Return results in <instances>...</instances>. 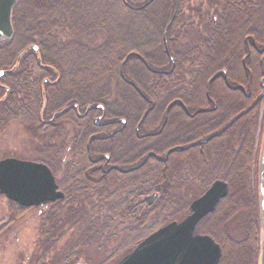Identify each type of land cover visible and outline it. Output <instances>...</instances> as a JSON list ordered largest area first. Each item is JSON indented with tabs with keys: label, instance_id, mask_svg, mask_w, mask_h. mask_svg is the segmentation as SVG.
Wrapping results in <instances>:
<instances>
[{
	"label": "trees",
	"instance_id": "16d2710c",
	"mask_svg": "<svg viewBox=\"0 0 264 264\" xmlns=\"http://www.w3.org/2000/svg\"><path fill=\"white\" fill-rule=\"evenodd\" d=\"M183 1H17L13 34L0 45V68L10 70L0 78V130L18 122L42 139L45 155L33 161L51 170L64 194L38 207L28 264H75L85 249L102 254L86 256L87 264H113L153 231L183 219L216 179L227 183V195L195 231L220 246L218 264H256L258 108L244 110L257 96L259 71L251 70L250 98L227 84L245 85L240 78L253 67V47H264V0H193L189 14ZM98 33L101 43L84 41ZM246 36L253 40L248 54ZM77 99L80 107L103 104V120L124 117L121 134H92L111 129L94 125L100 111L88 112V134H61L67 121L74 128L81 121L68 110L48 120ZM183 107L213 109L189 116ZM164 116L159 134H134L157 131ZM64 149L69 158H62ZM104 152L117 166L105 173L92 161ZM9 204V221L30 209Z\"/></svg>",
	"mask_w": 264,
	"mask_h": 264
},
{
	"label": "water",
	"instance_id": "95a60500",
	"mask_svg": "<svg viewBox=\"0 0 264 264\" xmlns=\"http://www.w3.org/2000/svg\"><path fill=\"white\" fill-rule=\"evenodd\" d=\"M15 2L0 0V40L12 35L10 14ZM175 11L176 6L171 18ZM31 47L37 50L35 45ZM5 72L0 70V77ZM256 174L260 231L257 264H264V127ZM227 191L224 181H213L201 196L192 200L189 213L182 220L168 222L153 231L114 264H218L220 246L211 236L196 233L195 227L203 217L214 211ZM0 195L24 208L41 206L64 197L57 188L52 172L44 163L12 157L0 159ZM153 199L154 196L150 195L147 202L151 203Z\"/></svg>",
	"mask_w": 264,
	"mask_h": 264
},
{
	"label": "rangeland",
	"instance_id": "374dc122",
	"mask_svg": "<svg viewBox=\"0 0 264 264\" xmlns=\"http://www.w3.org/2000/svg\"><path fill=\"white\" fill-rule=\"evenodd\" d=\"M195 4L196 2L193 0H184L183 6L185 5V7L184 9L183 8L182 9L184 10L186 14H189L187 10L185 9H187V7L190 5L193 7ZM158 10L163 12L162 8ZM239 26H240V23L238 27ZM238 34L239 33H236L235 37L236 38L238 37L240 39L241 36L239 37ZM103 39H104L103 35L101 33H98L96 34V37H92V38L87 37L84 39V41L89 46L93 47L101 43ZM241 40H243V42L245 43L243 38ZM249 41H248V46H249ZM258 58L259 56H257L255 53L251 56L249 60V62L251 61V66L253 62H254V65H256ZM124 61L125 60H123L122 63ZM243 64L245 65V67H247V60ZM150 69L152 71H155L152 68ZM247 69H248V72L246 71ZM252 69H255L254 66L251 69L247 67L245 70L246 74L248 75V73H252L251 72ZM49 77H50V74H49ZM240 80H242L241 81L242 83L247 84L246 80L244 81L241 78ZM240 80H237V81H240ZM261 123H260V128H261ZM73 127H74L73 125L66 122V124L61 127L62 129L61 133L63 134L66 133L67 135V132H68V134H70V132H72L73 130ZM263 127H264V122H263V126L260 132L258 133L257 131V133L255 134V143H254L255 148H254V156H253V159H254L253 184L255 186L256 206H257V174H256L257 157L259 153V145H260ZM94 134H98V132ZM42 145H43L42 139L38 138L36 135L34 136L33 134H31L26 128H24L22 124L18 122H12L5 129L0 130V159L5 158V157H12V158H17V159H22V160H31V161L37 160L45 155V153H41L39 151V146H42ZM65 149L62 154V156H64L62 157L63 159L69 158V156H67ZM58 172L56 171V177H59ZM56 179H55V182H56ZM10 208L11 206L9 204V201L4 196L0 195V227H3L0 230V264H28V261L34 255L35 249H36V241L38 238V224H39V217L37 214H38L39 209L38 207L30 208L27 211H25L22 215H19L15 219L9 221L11 216L15 214L14 211H10ZM257 218H258V212H257ZM205 225H208V224L205 223L204 226ZM259 232L260 231H259V226H258L256 264H257V258H258ZM115 242L116 240L113 243H110V245L112 244L114 245ZM99 253L100 252H97L94 249H90V250L85 249V252L82 253L81 258L75 264H85V263L87 264L88 259L86 256L92 259L94 258L96 259L97 256L100 257L102 255V254L99 255Z\"/></svg>",
	"mask_w": 264,
	"mask_h": 264
},
{
	"label": "flooded vegetation",
	"instance_id": "af4514ba",
	"mask_svg": "<svg viewBox=\"0 0 264 264\" xmlns=\"http://www.w3.org/2000/svg\"><path fill=\"white\" fill-rule=\"evenodd\" d=\"M17 1L18 0H16V2L14 3V5L12 6L11 14H10V23H11V26H12V34H13L12 11H13L15 5L17 4ZM22 5H24V4H22ZM145 5L143 7H145ZM175 6H176V4H175ZM175 6H174V8H175ZM130 9H137V7L130 6ZM173 12H174V9H173ZM175 13H176V11H175ZM172 15H173V13H172ZM172 19L173 18H170V20L168 21L167 25H169V23L172 21ZM214 19H215V17H214ZM164 36H165V33L163 35V43H164V47H165V50H166V55L171 60V58L169 56V53L167 51L166 39H165ZM9 39H10V37L9 38L1 39L0 40V45H2L3 43H5ZM249 40H250L249 43L252 44L253 43V40L251 38L249 39L248 36L244 37L245 44L247 45V47H246L247 48V54L249 52V50H248V47H249L248 46V41ZM253 49H254L256 55L259 56V58H258V61H257L256 65H254V62H253L252 66H254V68H257L258 69L259 74H260V80H261V82H259V84H258V87H260V88L258 90L257 96L254 97L253 99H251L249 101L250 105L247 106V108H245L246 110H244V112H246L250 108H253V107H256L257 106V108H258V127H257V131L259 133L260 130H261V128H262V126H263V122H264V83H263L264 82V47L258 48V47H255L254 46ZM132 53H134V52H132ZM134 54H136V53H134ZM38 59L40 60V58H37V61H38ZM142 62L145 63V61H142ZM38 63H40V61ZM145 66H146V68L148 70H151L147 65H145ZM0 70H4V69H0ZM5 71H7V70H5ZM222 73H224L223 70H222ZM55 80H56V78H55ZM44 81L46 82L48 80L45 79ZM246 81H247V84H245V85H243L241 83H237L235 86H231L229 84H227V86L228 87H231L232 89H237V90L239 89L243 93V95H245L246 97L250 98V96L252 94V92H251L252 86L250 84L251 83V74L250 73H248L247 80ZM253 86H255V85H253ZM6 91H7V89H6ZM77 100L78 101H75V102H71L69 104H66L63 108H61L59 110H55L52 113L51 118L48 121H51L54 117L60 115L63 111L68 110V112H67L68 115H71V114L74 113L76 119H78V121H81L80 123H77L76 124V127L75 128L73 127V130H72V132H70V134H88V132L86 130L87 129V123H88V121H87V114H88V112L89 111H94V112L95 111H100V113L94 115V118H93L94 125H96L98 127H102V128L105 127L107 129H110V128L111 129L108 130V131H106V132L98 133V134H105V135L100 136V137L97 136V138L98 139H105V138H107V137H109L110 135H113V134H121L120 133V129L125 125V118L124 117H117L116 119H106V120H103V118H104V111H105V107L103 106V104H100V103L93 104V103H88L87 102V103H85V105L83 107H80V104H82V103H80L79 101H81V100H79V99H77ZM56 101L57 102H60V99H56ZM96 106H99V107H96ZM214 108H215V106H214ZM148 109H150V108H148ZM212 109L213 108H210V107H208V108H199V109L195 110L192 113H188V111L184 108L186 114H188L189 116H193L197 112L200 113V112H205V111H209V110H212ZM165 119H166V116H164V119H163L162 123L160 124L159 129L157 131H155V132L138 133L137 128H135V133L134 134H136V136L137 137H140V138H143L144 136H147V135L159 134L160 131H161V129L163 128V126L165 124ZM232 122H233V120H230L227 124H225L223 126L222 130L225 129L226 127H228V125H230ZM68 123H70V124L72 123L71 125H73V121H71V122L69 121ZM260 123H261V128H260ZM77 126H79V127H77ZM80 128H81V130H79ZM61 134H63V133H61ZM67 134H68V132H67ZM92 134H94V133H92ZM212 135H214V134H212ZM202 142H205V140H203ZM103 143L105 144V141H103ZM146 158H147V156H146ZM109 160H110V155H109L108 152L101 153L96 158L92 159V161L94 163H98L99 162L97 164V166H99L98 168H101V172H103V173L108 172L111 169L117 168V166L114 165V164H111ZM129 169H132V168H129ZM119 170L122 171L121 169H119ZM216 180H221V179H216ZM227 187H228V185H227Z\"/></svg>",
	"mask_w": 264,
	"mask_h": 264
},
{
	"label": "bare ground",
	"instance_id": "6f19581e",
	"mask_svg": "<svg viewBox=\"0 0 264 264\" xmlns=\"http://www.w3.org/2000/svg\"><path fill=\"white\" fill-rule=\"evenodd\" d=\"M203 218H204V217H203ZM203 218H202V219H203Z\"/></svg>",
	"mask_w": 264,
	"mask_h": 264
}]
</instances>
